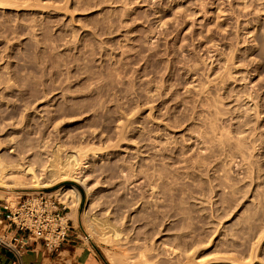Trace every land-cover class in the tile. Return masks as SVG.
<instances>
[{"label":"rangeland","instance_id":"obj_1","mask_svg":"<svg viewBox=\"0 0 264 264\" xmlns=\"http://www.w3.org/2000/svg\"><path fill=\"white\" fill-rule=\"evenodd\" d=\"M0 152L76 156L0 187H76L101 264H264V0H0Z\"/></svg>","mask_w":264,"mask_h":264},{"label":"built area","instance_id":"obj_2","mask_svg":"<svg viewBox=\"0 0 264 264\" xmlns=\"http://www.w3.org/2000/svg\"><path fill=\"white\" fill-rule=\"evenodd\" d=\"M66 206L45 192L27 196L15 205H3V222L15 230L13 239L21 249L31 241H41L49 253L60 254L61 248L71 238L80 239L77 228L67 216Z\"/></svg>","mask_w":264,"mask_h":264},{"label":"bare ground","instance_id":"obj_3","mask_svg":"<svg viewBox=\"0 0 264 264\" xmlns=\"http://www.w3.org/2000/svg\"><path fill=\"white\" fill-rule=\"evenodd\" d=\"M7 1H9V0H7ZM1 2H2V0H1ZM5 2H6V0H5ZM75 157H74L75 160H68L62 166H60V163L58 162L59 159L56 160V157H54L53 160L50 161V164L48 165L47 169L44 172H42L41 174H37L34 166L24 165L22 162L21 163H19V162L12 163L11 161H9L11 156H10L9 160H7L4 155L0 154V186H2V187L5 186V184H6L4 182L5 177L10 171H13V170H22L27 174H32L33 177L35 178V183H34V188H33L35 190H39L43 187H46V186H49L50 184H53V182L55 180H57L58 178L59 179L64 178V175L69 176V178H71V177L77 178L78 175H77L76 170L78 169L79 163L77 162L78 160H76ZM157 172H159V171H157ZM61 176H63V177H61ZM157 177H158V175H157ZM55 192L58 193V195L60 197L59 200L61 199V201L66 206L70 207L71 211L68 212L67 216L71 219L73 218L74 220H77L79 204L81 201V195H80L79 190L73 186H64V187L57 189ZM17 198H18L17 193H14V192L9 193V201L11 203H13V202L15 203V201H17ZM18 202H19V200L16 203H18ZM91 219H90V216L88 217L86 212L82 216L83 224L87 227V229L90 230L89 237H92L93 233L96 232V226L93 224L95 222L92 223ZM114 232L118 233V229L114 228ZM197 246H199V245H197ZM195 249H197V248H195ZM195 249L193 251L194 253L196 252ZM172 250L175 252V249H172ZM187 257H189V256H187ZM231 260H233V259L231 258ZM233 262H235V261H231V263H233Z\"/></svg>","mask_w":264,"mask_h":264},{"label":"crops","instance_id":"obj_4","mask_svg":"<svg viewBox=\"0 0 264 264\" xmlns=\"http://www.w3.org/2000/svg\"><path fill=\"white\" fill-rule=\"evenodd\" d=\"M0 188V197L5 196L9 201V193L6 192V189ZM4 204L6 202L0 201V222L3 217ZM72 220L74 219L72 218ZM2 234L0 231V264H50L52 262L54 253H49L41 241H31L30 245L21 249L18 255L16 249H19L20 245L18 241L13 239L15 230L7 227L3 236H1ZM70 241L73 242L65 244L57 256L69 252L75 261L74 264H101L98 257L84 243L77 241L76 238H71Z\"/></svg>","mask_w":264,"mask_h":264}]
</instances>
